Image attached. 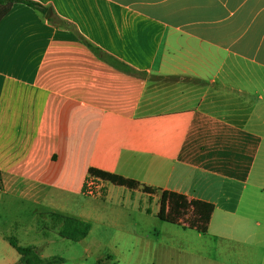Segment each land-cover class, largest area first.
<instances>
[{"label": "crops", "instance_id": "crops-1", "mask_svg": "<svg viewBox=\"0 0 264 264\" xmlns=\"http://www.w3.org/2000/svg\"><path fill=\"white\" fill-rule=\"evenodd\" d=\"M33 1L0 21V264L14 201L148 264H264V0ZM91 170L139 187L88 197ZM165 191L213 204L208 232L162 221Z\"/></svg>", "mask_w": 264, "mask_h": 264}, {"label": "trees", "instance_id": "trees-1", "mask_svg": "<svg viewBox=\"0 0 264 264\" xmlns=\"http://www.w3.org/2000/svg\"><path fill=\"white\" fill-rule=\"evenodd\" d=\"M16 4H24L28 7L37 10H45V8L38 2L33 0H0V21L12 10ZM53 23L63 26L66 29H71L70 25L59 18L52 19ZM76 31V30H75ZM85 45L101 60L111 65L118 71L126 73L134 77H143L144 73L138 72L128 64L120 61L119 59L109 55L102 49L89 43L83 38L78 31H76ZM91 174L107 180L109 183L126 187L128 189H136L139 184L135 181L123 178L115 174H110L98 170H91ZM0 191H2V179L0 177ZM147 193H153L152 190L144 188ZM215 211L213 204L200 201L191 200L185 195L175 192L165 191L161 197V207L158 217L165 222L183 226L184 228L195 230L199 233L205 234L208 232L211 223L212 215ZM52 218L61 225L59 234L72 240L74 242H81L89 235L92 225L88 222L79 219L68 217L59 214H52ZM11 245L20 254V264H60L65 260L59 257H52L43 259L40 256L37 247L33 246H20L15 238H9Z\"/></svg>", "mask_w": 264, "mask_h": 264}, {"label": "rangeland", "instance_id": "rangeland-1", "mask_svg": "<svg viewBox=\"0 0 264 264\" xmlns=\"http://www.w3.org/2000/svg\"><path fill=\"white\" fill-rule=\"evenodd\" d=\"M11 211L6 212L12 219L11 236L20 246L40 249L44 257H59L60 264H148L147 242L141 240L140 250H109L90 248L93 239L74 242L59 234V224L47 216L42 209L19 201L12 202ZM142 248V249H141ZM113 257L115 262L107 260Z\"/></svg>", "mask_w": 264, "mask_h": 264}, {"label": "built area", "instance_id": "built-area-1", "mask_svg": "<svg viewBox=\"0 0 264 264\" xmlns=\"http://www.w3.org/2000/svg\"><path fill=\"white\" fill-rule=\"evenodd\" d=\"M109 182L94 174H90L84 186V194L91 198H104Z\"/></svg>", "mask_w": 264, "mask_h": 264}, {"label": "water", "instance_id": "water-1", "mask_svg": "<svg viewBox=\"0 0 264 264\" xmlns=\"http://www.w3.org/2000/svg\"><path fill=\"white\" fill-rule=\"evenodd\" d=\"M52 16V10L49 9L46 18H50Z\"/></svg>", "mask_w": 264, "mask_h": 264}]
</instances>
